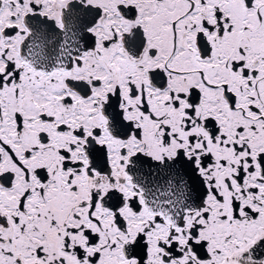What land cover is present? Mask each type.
<instances>
[{
  "label": "snow or ice",
  "instance_id": "snow-or-ice-1",
  "mask_svg": "<svg viewBox=\"0 0 264 264\" xmlns=\"http://www.w3.org/2000/svg\"><path fill=\"white\" fill-rule=\"evenodd\" d=\"M0 264H264V0H0Z\"/></svg>",
  "mask_w": 264,
  "mask_h": 264
}]
</instances>
